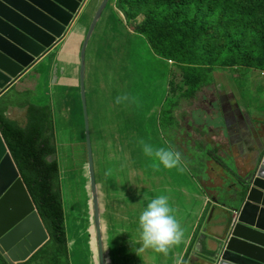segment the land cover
I'll list each match as a JSON object with an SVG mask.
<instances>
[{
  "label": "rangeland",
  "instance_id": "obj_1",
  "mask_svg": "<svg viewBox=\"0 0 264 264\" xmlns=\"http://www.w3.org/2000/svg\"><path fill=\"white\" fill-rule=\"evenodd\" d=\"M113 3L115 5L110 7L107 12H113L118 21H122L121 25L125 27L127 37H137V40H135L136 42L131 40L133 42L130 45H115L120 41V34L123 32L119 26L112 37L113 45H106L109 50H104L109 51V53L105 56L104 53L99 51L95 57L94 73H98V78L95 94L91 95L89 93L87 95V103L93 140L95 172L100 183L101 208L104 206V201L106 206L112 197L114 198L117 194L123 193L124 190L127 193L134 194L137 189H141L146 174L154 170L152 165L155 161L153 158L145 156L140 141L151 144L154 148L160 146L171 147L181 154L183 171H179L177 168L164 169L163 167L154 170L161 174L170 172L172 183L177 184L189 175L193 178L199 176V167L203 168L200 165L206 161L205 146L199 145L193 148L191 154L184 151L180 144H189L190 140L185 136L181 137L183 128L179 126L178 122L173 121L174 119L170 116V112L174 110H176L175 115L180 117L183 107L195 105L199 108L198 102L208 107L212 101L217 100L219 97H225L228 94L234 96L235 94L240 107L246 108L249 115H254L257 126L264 129V74L249 70L247 76L243 77L239 74L241 70H220L211 75V77H214L213 82L209 86L202 87L203 90L196 95V98L182 97L177 86L172 87L171 85L172 83L178 85L180 82H185L183 70L176 65H169L167 60L157 57L152 52L145 39L140 35L139 29L144 23L143 16L135 14L128 16L121 8L120 11L116 12L117 0H114ZM125 10L128 12L127 8ZM111 29H113L112 26H110ZM117 46H119L118 49ZM113 78L112 85L111 80ZM103 82L106 83L108 89L102 94ZM125 95L129 97L128 100L120 104L115 102L117 97ZM41 99L44 100V97L41 96ZM50 100H52L54 108H57V99ZM111 106L112 111L110 110ZM79 108L80 103L78 102L81 125L78 136L72 124L58 121L59 140L57 149H60V151L57 150V159L61 162V191L68 237L71 240V263L96 264L94 256H91V252H94V254L96 252L94 248L91 249L93 247V236H91L90 231L93 227L91 226L89 211L88 172L86 167L80 166L82 161L74 154L75 145L78 143L77 137L86 142L83 134L84 119ZM197 116L198 114L195 112L193 114L195 120ZM251 119L255 120L254 118ZM171 123L176 129V133L169 129ZM217 123L224 124L222 118L218 115H215L214 120L207 122L210 125ZM109 144H112L113 147L121 146L124 149L127 148L126 146L129 147V161L122 159V167L126 168L127 173L123 172L119 177H115L117 173L116 162L110 161L104 156L107 155L106 148ZM102 156H104L103 160ZM109 170L111 174L106 175ZM128 173H134L135 175ZM221 180H224L223 174ZM222 181L220 187L224 186ZM130 185L131 189L129 188ZM136 195L140 196V193L136 192ZM217 196L219 201L220 194ZM145 204L146 200L144 198L135 201L134 212L138 213ZM117 206L116 215L106 212V207L104 211V213L106 212L104 227L106 228V244L109 245V264H133L130 261L121 262V234L128 237L130 232L136 233L138 224L130 217L129 219L123 217L122 230L120 225L121 214L126 212V209L120 205ZM127 212L130 216V211L127 210ZM211 220L212 218H209L208 225ZM90 243L91 246L89 247ZM127 243L132 245L133 248L137 247L133 240H127ZM218 248L220 251L221 245ZM32 264H58V260L55 253L47 249L39 254Z\"/></svg>",
  "mask_w": 264,
  "mask_h": 264
},
{
  "label": "crops",
  "instance_id": "obj_2",
  "mask_svg": "<svg viewBox=\"0 0 264 264\" xmlns=\"http://www.w3.org/2000/svg\"><path fill=\"white\" fill-rule=\"evenodd\" d=\"M101 1L94 0L90 11L80 16L76 26L70 31L66 39L52 50L51 53L31 66L24 75L0 95V115L7 120L16 122L21 127H26L28 124V112L31 106L40 107L46 106L49 103L53 106V102L50 99L56 98L57 108L53 106V143L56 146L58 145V121L72 124L77 131V136L80 134L81 125L78 102L80 103L79 109L82 111L84 119L80 89L81 49ZM114 5L115 3L111 4L109 8ZM117 6L115 8L116 12L119 10ZM107 10L103 14L86 50L84 80L86 101L89 93L91 95L95 94L98 78V73H94L96 66L95 57L99 51L104 53L105 56L109 53V51L104 50L107 49L106 45H113L112 37L116 33V28L120 26L123 32L120 34V41L115 45H130L131 42L137 40V37H127L125 27L121 25L122 21L119 22L116 15L113 12H107ZM110 26L113 29L110 30ZM118 48L119 46H117ZM110 56L112 58L111 53ZM111 81L113 85L114 78ZM107 89L106 83L103 82L101 88L102 94ZM41 96L44 97V100L41 99ZM233 100H237L236 95L233 96ZM110 104L112 105V103ZM240 109L245 116L243 121L246 127H248L247 130L245 127L244 129L246 132L249 131V133L247 132L244 135V140L230 138L226 135L225 129L220 124H199L194 121L192 114L198 111L196 106H189L184 109L183 113L189 115V117L186 121L181 122L180 127L183 128L181 137H187L190 142L189 144L181 143L180 146L188 154H191L192 149L199 145H204L206 150V161L200 165L203 168L199 167V176L193 178L189 175L186 179L180 180L175 184L172 183L170 172L161 174L153 170L146 174L143 187L136 190V192L140 193V196L136 195L137 200L144 198L145 195L155 197L165 194L169 197V204L175 209V216L184 229V239L167 256L153 254L149 251L141 254L139 257L133 251V246L127 243V240L136 241L138 238L137 231L136 233L130 232V236L128 237L121 234V262L130 261L133 264H176L177 259H180L181 264H208V257L212 256L219 249L218 241L225 237L226 229L228 228L227 226H219L218 224L219 216L227 210L223 208L222 201L217 200V195L221 192L234 191L239 180L248 173L252 160L258 153H264V129L257 126L256 117L251 114L249 115V111L246 108L240 107ZM110 110L112 111V106ZM109 115L112 116L111 113ZM169 129L173 133H176L174 127L169 126ZM83 134L86 138L85 120ZM235 136H241L240 130H238ZM77 138L78 143L75 145V156L81 159L82 164L80 166L87 168V145L85 141L83 142L79 137ZM126 147L124 149L121 146L113 147L112 144H109L106 148L107 155H104L105 158L115 161L117 164L115 177L121 176L123 172L127 173L126 168L122 167V159L125 161H129L130 159L129 147ZM57 150L58 152L60 151V149ZM104 156H102V160ZM54 158L51 157L50 159ZM137 173L139 174V171ZM222 174L224 177L223 181L221 180ZM190 178L192 179L190 180ZM221 181L224 185L222 187H220ZM119 198L120 200H118L117 195L114 197L115 204L122 206L127 212L129 208L125 202L124 192L123 195L122 193L119 194ZM117 205L114 212L110 208L111 214L116 215ZM122 207L120 208L122 209ZM143 208L138 213L136 212L135 215L130 210V216L128 212H123L120 220L121 229L123 230V217H127V219L130 217L131 220L136 221L138 224V217ZM212 210V220L208 225L207 220Z\"/></svg>",
  "mask_w": 264,
  "mask_h": 264
},
{
  "label": "trees",
  "instance_id": "obj_3",
  "mask_svg": "<svg viewBox=\"0 0 264 264\" xmlns=\"http://www.w3.org/2000/svg\"><path fill=\"white\" fill-rule=\"evenodd\" d=\"M117 5L128 16H143L140 35L152 52L183 70L185 82L171 85L182 97H195L210 85L217 68L241 70L243 77L249 70L264 74V0H117ZM53 123L51 103L31 106L26 127L0 115V134L50 235L22 264H32L47 249L58 264H72ZM0 264H8L1 254Z\"/></svg>",
  "mask_w": 264,
  "mask_h": 264
},
{
  "label": "water",
  "instance_id": "obj_4",
  "mask_svg": "<svg viewBox=\"0 0 264 264\" xmlns=\"http://www.w3.org/2000/svg\"><path fill=\"white\" fill-rule=\"evenodd\" d=\"M109 2L102 0L100 3L81 49L80 89L88 154L87 189L96 238L92 249L96 252L95 263L98 252L99 264H104L108 251L103 249L102 210L84 80L86 50ZM93 3L94 0H0V95L59 46ZM236 108L239 109L238 105ZM237 114L241 115V111ZM219 201L227 211L221 213L218 224L228 228L225 237L218 241L221 250L208 257V264H264V153H258L252 160L248 173L234 191L220 193ZM212 214L213 210L210 218ZM49 240V232L0 134V253L10 264H21Z\"/></svg>",
  "mask_w": 264,
  "mask_h": 264
},
{
  "label": "clouds",
  "instance_id": "obj_5",
  "mask_svg": "<svg viewBox=\"0 0 264 264\" xmlns=\"http://www.w3.org/2000/svg\"><path fill=\"white\" fill-rule=\"evenodd\" d=\"M168 62H169V65H171V66L175 65V63L173 61H168ZM220 70H224V69L223 68H217L216 70H214L212 75H214L215 72L220 71ZM207 86H209V85H207ZM204 87H206V86H204ZM201 90H203V89H200L197 92V94ZM196 97L197 96L191 97V98H196ZM191 98H188V99H191ZM219 98H226L228 100V103L225 105V107H227L229 112H230L231 111V105H230L229 98H233V94L232 95L228 94L225 97H219ZM128 99H129V97L126 95L125 96H119L116 98L115 102L117 104H120L121 102L128 100ZM218 99L212 101V103L210 105H208V107L202 105L201 102H198L199 108H198V111L196 112V114H198V116L195 120L193 117V114H192L193 120L199 124H206L207 122L214 120L215 115H218L223 120L224 124L223 125L221 124L220 126H222L225 129L227 136H229L230 138H233L234 140H236V139H243L244 140V136L243 137L242 136H235V134L229 133L228 128L226 127L227 122H226V120L223 119L222 113L220 111V108H219V105L217 102ZM232 104L235 105V113L236 114H237L238 110L241 111V115H238V114L237 115L239 116V119L243 123L245 116H244L242 110L240 109L239 103L236 100L234 101L232 99ZM237 105H238L239 109L236 108ZM193 106H195V105H193ZM185 108L186 107L182 108L183 111L180 113L181 114L180 117H177L175 115L176 110H174L173 112H170V116L172 117V119H174L173 121L178 122L179 126H181V122L186 121L189 117V115L183 113ZM180 109H181V107H180ZM227 114H228V111H227ZM230 116H231V114L229 113L228 118H230ZM217 124H219V123H217ZM225 124H226V126H225ZM243 125L247 130L248 127H246V125L244 123H243ZM169 126L174 127L172 123ZM247 132L249 133V131H247ZM140 143L143 145V152H144L145 156L151 157L155 161L152 165L154 170H159L161 167H163L164 169L177 168L179 171L184 170L183 167L181 166L182 165L181 154L178 151H175L171 147H165V146H160V147L154 148L151 144L144 143V141H140ZM224 157H226V156H224ZM110 174H111L110 170L108 172H106V175H110ZM128 174L133 175L134 173L133 174L128 173ZM97 179L98 178L96 176V180ZM240 180H242V178ZM99 184L100 183L98 181L97 182L98 191L100 188ZM129 188L131 189V185L129 186ZM122 195H123V193H122ZM124 196H125V202L129 208V210L132 212L133 215H135L136 212H134L133 209H134V202L137 201L136 191L134 194H131V192L127 193V191L124 190ZM117 197H118V200H120L119 194H117ZM144 199L148 202L138 217V227H137L138 238L134 242L135 245H137L138 247H135L133 249V251H135V254L139 257L141 256V254H144V253L149 252V251L153 254H163L164 256H167L169 254V252L174 247H176L182 243L184 236H185L184 229L181 227L180 222L177 220V218L175 216V209L172 206H170L169 197L167 195L161 194V195H158L155 197H148L145 195ZM88 200L90 202L89 203V207H90L89 211H90L91 226L93 227L94 232H95L94 218H92V214H91L92 208H91L90 194H89ZM99 200H100V193H99ZM115 206H116V204L114 202V198L112 197L110 199V201L107 202L106 206H105V201H104V206H103V208H101V210H102L101 222H102L103 236H104V243H105V245H103V249L105 251H108L109 245L106 244V238H105L106 228L104 227L105 226L104 216H105L106 212L110 213V208L114 212ZM100 207H101V204H100ZM105 207H106V212L104 213ZM209 218H210V216H209ZM209 218H208L207 222H209ZM90 233H91V236H93V232L90 231ZM94 235H95V233H94ZM95 240H96V238H95ZM109 262H110V256H109V252H108L107 253V259H105L104 264H109ZM8 264H10V263L8 262ZM96 264H99L98 252H97V256H96ZM176 264H181L180 259H177Z\"/></svg>",
  "mask_w": 264,
  "mask_h": 264
},
{
  "label": "flooded vegetation",
  "instance_id": "obj_6",
  "mask_svg": "<svg viewBox=\"0 0 264 264\" xmlns=\"http://www.w3.org/2000/svg\"><path fill=\"white\" fill-rule=\"evenodd\" d=\"M232 99L229 98L230 100V105H231V111L229 112L228 108L225 107V105L228 103V100L226 98H219L218 99V105L220 108V111L222 113L223 119L226 120L227 126L229 133L231 134H236L238 130H240V135L243 137L246 134V130L244 129V125L239 119V116L235 113V105L232 104ZM228 111V114H227ZM229 113L231 114L230 118H228ZM93 232V240H95V235H94V229L92 228Z\"/></svg>",
  "mask_w": 264,
  "mask_h": 264
},
{
  "label": "bare ground",
  "instance_id": "obj_7",
  "mask_svg": "<svg viewBox=\"0 0 264 264\" xmlns=\"http://www.w3.org/2000/svg\"><path fill=\"white\" fill-rule=\"evenodd\" d=\"M92 243H93V246H94V244H95V240H93Z\"/></svg>",
  "mask_w": 264,
  "mask_h": 264
}]
</instances>
